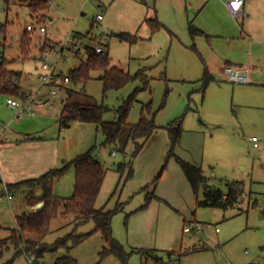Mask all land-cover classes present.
Here are the masks:
<instances>
[{
    "label": "rangeland",
    "instance_id": "rangeland-1",
    "mask_svg": "<svg viewBox=\"0 0 264 264\" xmlns=\"http://www.w3.org/2000/svg\"><path fill=\"white\" fill-rule=\"evenodd\" d=\"M29 1L10 0L6 4L0 0V26L7 27L3 56L8 68L22 73L23 87L37 88L41 85L39 50L49 44V38L31 35L30 57H21L19 40L26 23L34 22ZM188 1L187 7L186 0H52L48 11L53 20L45 23L49 34L61 41L70 32L71 38L82 35L80 57L65 51L67 58L59 65L64 74L86 59L85 46H102L111 59L109 68L123 69L131 77L125 86L105 90L100 79L103 72L92 71L85 85L69 83L78 93L75 99L89 103L86 94L93 97L105 107L103 120L111 122L118 121L121 108L127 106L130 124L138 123L143 113L158 129L147 141L119 144L106 142L102 128L95 123L75 121L61 128L58 120L63 94L57 100L52 98V108L37 109L36 116L25 117L29 124L20 125L26 121L16 117V110L7 105L8 96L0 94V140L33 128L34 134L48 139L52 146L50 155L40 161L32 159L24 166L20 161L13 168V160L5 166L15 174L13 182H18L67 165L53 182L55 195L67 198L75 184L71 161L93 149V156L106 170L96 207L115 211L112 235L129 253L126 264H264V34L252 33L249 40L253 47L232 43L241 48L232 52L236 61L250 67V83L235 84L224 76L204 88L201 78L204 60L210 65L209 43L202 38L195 44L186 24L188 16L196 22L192 11H199L204 3ZM98 14L103 15L102 21L96 20ZM155 17L160 28L152 32ZM119 34L137 40L121 39L116 36ZM218 43L225 51V45ZM194 44L204 60L193 49ZM141 73L147 81L137 76ZM179 125L180 137L173 142L170 128L174 133ZM253 136L259 139L258 148L250 140ZM177 158L201 167L212 189L226 190V184L242 182L246 192L241 201L228 210L198 206L204 189L194 193ZM5 177L0 166V194L6 192L7 184L1 182ZM11 194V201L0 202L3 239L17 227V215L36 209L24 201L21 191ZM190 224L195 229L187 234L183 229ZM198 224L204 226L200 231ZM93 229L92 221L78 225L70 215L54 220L52 232L42 240L48 252L40 264H75L71 259L78 264H125L114 255L101 257L105 241L99 233L69 250L59 247L53 251L68 234H86ZM21 248L0 245V262L32 264L30 256L15 258ZM170 251L173 253L168 254Z\"/></svg>",
    "mask_w": 264,
    "mask_h": 264
},
{
    "label": "trees",
    "instance_id": "trees-1",
    "mask_svg": "<svg viewBox=\"0 0 264 264\" xmlns=\"http://www.w3.org/2000/svg\"><path fill=\"white\" fill-rule=\"evenodd\" d=\"M9 1L10 0H4L6 4H8ZM51 3L52 2H49V0L29 1V9L34 22L39 24L47 23L49 18L48 10L50 9ZM159 28L160 24L157 17H155L151 23V30L155 32ZM6 29L7 27L5 25L0 26V30L4 33V41L3 43L0 42V54L2 56V61L0 62V94L8 97L22 98L26 93L20 82L22 73L8 68L7 62L4 59L5 57L3 56L5 53V43L7 42ZM189 32L192 39L204 35V32L193 26L192 23L189 24ZM31 35L37 34H31L25 30L20 38L19 51L21 57L24 59L30 57L32 44ZM76 36L81 40L82 35ZM116 36L121 39H129L132 42L137 40L136 37L125 34ZM84 49L86 52V59H81L79 64L67 73L70 77L71 84L76 85L80 82L85 85L90 78L91 72L97 70L103 72L100 79L104 82L105 90L111 87L121 88L129 83L131 79L129 72L117 67L109 68L111 59L109 53L105 52L103 48L102 53H96L95 47L85 46ZM193 49L201 57L195 44ZM82 50V47H78L76 50H69L68 53L80 57ZM137 76L144 77L143 80L147 81V77L142 73ZM214 80L213 75L205 65L203 77L201 78L204 88ZM71 87L72 86L67 85L63 91L64 100L61 102L62 108L58 120L61 128L69 127L75 121L95 123L102 128L106 142L119 144H122L123 141L126 143L136 139L147 141L158 129L154 120L148 119L143 113L138 123L130 124L127 121L129 111L127 106L121 108L123 111H121L118 121H104L103 113L105 107L87 94L86 97H88L89 103L76 100L75 96L78 93ZM172 129L173 128H170V135L173 142H175L180 137L181 125L178 126L174 133ZM92 152L93 149L78 155L71 161L75 167V184L71 197L64 198L56 196L53 187L54 179L66 170L67 165L61 168L50 169L39 177L29 178L6 185V190L10 193L21 191L24 195V201L29 206H36V209L27 212L25 215L19 214L16 216L17 227L10 229L11 235L9 238L3 239L0 235V245L2 247L6 246L8 243L14 244L15 246L22 245L20 252H18V255H15V258L21 255L27 258L30 256V258L34 260H32V264L35 261H39L40 264L41 259L43 260L45 254L48 252L45 247L46 243H43L42 240L52 232L53 221L59 218H68L70 215L74 217V222L78 225L92 221L94 223V229L86 234H76L75 232L68 234L65 238L58 241L60 245L57 248L54 247L53 251L57 250L59 247L69 250L80 244L93 233H99L105 241V246L101 251V257L104 258L109 255H114L123 263H127L129 253L112 235V218L115 211H107L104 210V208L98 209L96 207L97 198L106 176V170L102 163L93 156ZM177 161L194 193L198 195L200 188L204 189L203 199H197L198 206L228 210L229 208L236 207L246 192L244 184L240 181L226 184V190L212 189L208 185L207 178L203 175L201 167L187 163L180 158H177ZM163 171L164 169L161 170L159 178ZM37 192H40V194H37ZM138 252L143 254L141 251ZM172 253L173 252L170 251L168 254ZM1 258L2 253H0V261ZM71 260L74 261L75 264H78L74 259ZM0 264H12V261L7 263L0 262Z\"/></svg>",
    "mask_w": 264,
    "mask_h": 264
},
{
    "label": "crops",
    "instance_id": "crops-1",
    "mask_svg": "<svg viewBox=\"0 0 264 264\" xmlns=\"http://www.w3.org/2000/svg\"><path fill=\"white\" fill-rule=\"evenodd\" d=\"M202 1L204 4L199 9V11H192L193 14H195L196 22L194 23L193 20L190 21V18L188 16L186 24H188V31L189 24L192 23L193 26L204 32V35L202 36H197L195 39H192L190 35V38L193 40L194 43L196 42V40H199L198 42H201L202 38H205L206 41L209 43L207 47V52L209 55L207 60L210 63L209 66L205 63V58H203L202 54L200 53L201 58L204 60V64L209 69V72L213 75L214 79L216 80L219 77L224 78V70L226 66H233L236 68L246 69L247 66H245L238 60L236 61L237 56L232 55L233 51L241 50L240 46H237L235 48L232 43L238 41V43H245L246 45L250 44V46L253 47L249 40L250 37H252V33L257 32L264 34V0H244V11L240 15V17H235L229 11V8L227 6V2L229 0ZM188 3L190 2L186 0L187 7ZM49 20L52 21L53 17H49L48 21ZM212 37L213 39H209ZM48 38L49 39L47 40V42L49 43V45H53L55 47L60 45L59 43L62 40H58L59 38H56L54 34H49V32ZM218 42H222V44L225 45V51L222 50V47H220V43ZM32 56L35 59L37 57H35V54ZM37 69H39V66L37 67ZM23 88L25 89V91L36 89L33 87ZM28 119L29 118L24 117L20 118V121H26ZM42 119L40 120V122H42ZM27 122L28 121L24 123L20 122L19 124H29ZM5 130L6 129H3L1 132ZM27 130L28 132L26 133L22 131H15L13 133V138L6 137L0 140V166L5 171L6 176V180H1L2 183H13L16 178L15 174L10 171V167L5 166L8 161H11L13 163L14 160L13 168H16V165L20 163V161L24 166L25 164H27V162L31 161L32 159L40 161L45 156L50 155L52 146L48 142V139L44 138L41 135L34 134L36 130H34L33 128ZM6 153L9 155L7 156ZM112 154L115 155V152H113ZM32 164L30 165V168H33ZM21 174H24V172H22Z\"/></svg>",
    "mask_w": 264,
    "mask_h": 264
},
{
    "label": "built area",
    "instance_id": "built-area-1",
    "mask_svg": "<svg viewBox=\"0 0 264 264\" xmlns=\"http://www.w3.org/2000/svg\"><path fill=\"white\" fill-rule=\"evenodd\" d=\"M52 2V0H49ZM244 0H229L227 6L229 11L235 17H240L243 13ZM103 19L102 14H98L96 20L100 21ZM25 30L31 34H37L39 36H47L48 29L47 26L39 24L37 22H27L25 25ZM70 44V45H67ZM45 43L44 48L39 50L40 56V80L41 85L30 91H26L25 96L22 98L8 97L6 102L7 105L16 110V117L24 118L26 116H36L37 109L43 108L48 105L50 108L53 107V101L60 98V95L65 90V87L70 83V77L59 68L61 61L66 60L67 56L65 51L76 50L80 47V39L75 36L71 38V32L60 42L57 47ZM69 47V48H68ZM96 53H102L103 49L101 46L95 47ZM250 68H236L233 66H226L224 70L225 78L235 84H248L250 80ZM17 82V80H16ZM47 88L48 93H43L42 90ZM251 142L254 148L259 147V139L255 136L251 137ZM13 199L12 194L6 190L5 193L0 194V202L7 200L11 201ZM193 224L186 225L184 227V232L189 234L194 231ZM204 226L198 224L197 231H200ZM215 231L218 232L219 228L216 227Z\"/></svg>",
    "mask_w": 264,
    "mask_h": 264
},
{
    "label": "water",
    "instance_id": "water-1",
    "mask_svg": "<svg viewBox=\"0 0 264 264\" xmlns=\"http://www.w3.org/2000/svg\"><path fill=\"white\" fill-rule=\"evenodd\" d=\"M26 213V211H23V215H25ZM33 264H39V261H35Z\"/></svg>",
    "mask_w": 264,
    "mask_h": 264
}]
</instances>
